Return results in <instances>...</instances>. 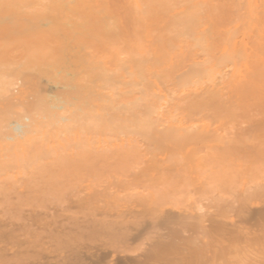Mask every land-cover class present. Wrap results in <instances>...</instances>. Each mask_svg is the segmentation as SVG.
Segmentation results:
<instances>
[{
    "label": "rangeland",
    "instance_id": "374dc122",
    "mask_svg": "<svg viewBox=\"0 0 264 264\" xmlns=\"http://www.w3.org/2000/svg\"><path fill=\"white\" fill-rule=\"evenodd\" d=\"M11 37L6 35L0 39V77L2 84H4V86L0 84V87L9 88V83L14 80L13 76L21 72L23 65L22 62L18 63V59H20L18 56H22L24 51L34 53L39 57L35 61L44 64L43 68L31 64L30 67L28 62L26 63L29 66L28 71L37 73L41 71L42 75L47 77L48 80L36 77L42 84L49 81L54 82L50 84L56 85L65 82V79L62 78L63 75L57 73L56 67L55 70L52 69L53 72H45L47 60L44 58L48 57L45 54L37 53L44 45L43 42L24 43L25 41L18 39L23 44L16 46L11 44ZM77 41L87 45L86 39L85 41L79 39ZM30 46L40 47L29 48ZM11 49L14 55L9 58L7 55ZM20 53L22 54L20 55ZM14 58H18L15 59V63H17L15 65H13ZM66 58L65 64L62 61V67L70 62L69 58ZM52 61L54 62L55 59ZM3 73L8 74L4 76ZM10 74L13 75L10 76ZM15 78H17L16 81L23 82L25 76L19 77L22 81L18 77ZM31 79L34 80L35 78ZM101 83L103 82L101 81ZM33 84L35 86V83ZM32 85L29 83L27 87H32ZM16 87L13 88L17 92L21 89L23 92L21 90L20 93L25 92L23 89L25 87H21V89ZM13 88H10L11 92H13ZM27 89L30 90L31 88ZM57 89L48 91V95L45 96L51 98L64 93L57 91ZM3 90L9 92V90ZM3 90L0 91V134L4 135L0 136V139L8 138L10 141L12 140L9 143H12V137L26 129V126H22L21 130L16 131L15 128L19 125L17 123L23 121L24 124L25 121L21 119L23 117V119H27L26 122L29 120L26 116L37 111L38 102L41 100L40 96L42 97L43 94L40 95L41 91L40 93L38 91L33 93V90V92L27 90L33 93L30 94L31 97L32 95H40L38 101L35 99L37 105H33L35 103L30 105V102L23 100L25 93L19 96L14 90V95L16 94L17 98L18 96L22 98L20 103H14V100V104L9 107V100L7 99H9L8 96L11 92L10 94L6 92L8 93L6 97L3 95L6 94L3 93ZM47 93L44 92V94ZM49 93L55 95L50 96ZM14 95H10L11 99ZM30 100L34 102L33 98ZM247 102L248 100L237 101L232 105L219 104L208 107L202 113V123L192 124L194 132L191 136H183L178 132L167 136L152 135L144 141L147 147L141 148V151L134 156L132 153L126 154V156H123V153L120 155L121 151L118 153L119 148L120 150L124 149L123 146H119L124 136L120 135L121 138L117 140L113 138L106 130L107 123L104 122L103 124L102 120H99L100 118L93 121L100 126L99 128L98 126L95 127L94 124L92 125L91 122V133L98 132V136L100 133L102 138L105 137L110 141H103L104 138L101 139L100 136L95 137L101 139V142L99 141L101 145L106 147L109 145L108 148L100 147L101 145L97 143L98 140L94 136L90 137L91 140L88 139V141L90 140L89 144L94 146V143H97L95 147L101 148L94 153L90 151L99 148L86 146L88 142L84 140V137L89 138L90 130L85 132L82 123L69 121L68 129L62 130L66 134L70 131L71 134L68 133L70 135L68 136L72 138L78 133V130L81 131L80 134L78 133V137L82 136L80 139L85 142L78 140L82 142V145L84 142L86 149L92 148L91 150L85 149L87 153L90 152L87 154L82 149L84 147H80L81 144L78 145L79 141L75 139L78 141L77 144L73 140L72 143L74 144L72 145L77 148L76 151L84 150L79 155L81 157L74 160L69 158H74L80 151L76 152L77 155L72 156V150H67L71 154L70 156L67 151L61 150L59 153L61 155L65 153V158L58 155L59 153L55 156L52 154V157L51 154L44 153V161L43 154H40L39 157L37 154L34 159L32 157L34 155L29 157L30 154L26 155L28 151H21L22 148L20 153L18 150V152H13L15 148L7 143V139H4L6 143L0 141L5 146L11 145L8 147L13 148L12 152L14 153L9 154V157L7 155L8 159L6 160L8 162L5 159L2 161V157H0V163L6 166L4 169L0 164L2 168L0 171L2 170V174L5 172L3 176H7L5 170L11 168V173H16L18 168L17 175H20V172L23 175V169L29 171V166L31 170L29 173H33L34 167L32 168V165L34 163H29L31 162L30 159H33L34 162L37 158H41L42 160L38 159L37 161L47 162L49 156L51 161L48 163H52L49 164L50 169L56 170L55 168L58 167V164L54 162H59L62 169H57V172L53 169L51 172L49 169L48 176L51 175L55 177L54 179H58L53 181L51 177L49 179L51 182L43 181V184L39 181L41 186L36 183L38 186L33 190L29 189L35 184L31 183V179L30 182L27 180L26 182L25 177L23 181L20 180L21 178L19 181L16 179V181L14 180L16 183L9 180L8 176L7 179L4 177L3 180L0 179V243L4 247L0 245V264H264V100H249ZM16 104L17 110H15ZM28 104L33 105L32 108ZM22 105L23 107L28 105L31 109L36 107V109H28L29 111H27L24 108L26 111H22ZM56 105L60 106L63 103L57 102ZM14 110L18 112H14ZM25 114L27 115L25 116ZM16 117L19 118L16 119L17 125L15 124ZM29 122L31 120L28 121V124ZM52 123L54 122H44V125L55 127V124ZM67 123L68 121L56 123L60 129H56L59 126L53 128L55 129L53 134L59 130L63 135L61 129L62 127L65 128L64 124ZM44 125L39 129L40 131L44 127L48 128ZM103 127L106 131L101 129ZM12 129L14 133L17 132L14 136ZM73 129H76V132ZM51 130L52 128L48 131L51 133ZM10 131L12 136L9 137ZM82 131H84L83 134ZM73 132L76 134L73 135ZM107 132L109 134L104 136V133ZM34 133L36 137L37 133ZM40 134L42 135V132ZM53 134L52 136H54ZM92 134L90 135L92 136ZM49 135L46 133L44 136H37L36 138L45 137L48 141L54 140V137L51 139ZM59 137L62 136L59 134ZM112 139L116 140V147L118 143L117 148L115 145V148L111 145V142H114ZM127 141L123 140L126 145L130 142ZM134 142H137L136 139H133ZM145 143L142 142L143 145ZM33 144L36 146L38 143L35 145L33 142ZM125 144L123 143V145ZM6 149L8 150V148ZM6 149H2L3 153L5 152L4 154L1 152L3 155H6ZM105 149L107 155L104 152ZM7 152L10 153L9 150ZM83 152L85 156L86 154L88 156L83 158ZM17 154L22 157L28 156L25 160L26 156L23 159L21 156L19 157L21 158L19 165L23 164L20 167H18V161L15 158ZM110 154L114 155V159ZM57 155L60 156V159L57 158ZM66 155L70 157L68 156V158ZM108 155H110L109 161L106 157ZM172 155L179 158L180 161L182 160V163L177 166L173 165L171 162ZM116 156L118 157L115 158ZM122 156L125 157V161ZM10 157H14L13 159L16 161L13 162L14 160H11ZM110 157L117 163L113 162ZM66 158L73 163L67 161ZM78 159H85L86 162H81L83 163L81 165V160ZM22 161L23 163H21ZM197 161L199 164V161L202 162V168ZM150 162L152 163L150 164ZM24 163L26 165L29 163V166L26 167ZM54 164H57V167ZM125 164L131 168H126ZM9 165H12L11 168ZM37 165L33 166L37 168ZM45 166L49 167L47 163ZM20 168H22L21 171ZM35 174L37 175L36 171ZM29 175L32 176L33 174ZM27 177L29 178L28 175ZM37 178L34 181L38 182L39 178ZM9 187L12 188L11 191L13 192L10 191ZM4 188L9 189V191H5ZM3 190L5 192L1 193Z\"/></svg>",
    "mask_w": 264,
    "mask_h": 264
},
{
    "label": "bare ground",
    "instance_id": "6f19581e",
    "mask_svg": "<svg viewBox=\"0 0 264 264\" xmlns=\"http://www.w3.org/2000/svg\"><path fill=\"white\" fill-rule=\"evenodd\" d=\"M6 35L12 36L11 44L16 46L23 44V42L19 41H25L24 43L43 42L44 45L40 48V52L37 53L45 54L49 58H44V60H47L45 72H53L56 67L58 69L57 73L63 75L62 78L65 79V82L56 85L50 84L54 82L49 81L47 83L44 82V85L39 79L37 80L39 77L41 79H47V77L42 75L41 71L38 73L28 71L31 65H38L44 68L43 63L35 61L39 57L32 52L24 51L22 56H18L20 59H13H18V63L22 62L23 65L21 72H19L21 74L18 73L19 76L18 74L14 76L20 80L23 75L25 79L23 82H19L13 76L14 80L8 85L10 87H0V91L6 89L9 90V92H6L10 94V90L13 87L17 86L16 88L18 89L25 87L23 88L25 95L20 93L22 89L19 92L15 88L13 89L16 90L17 95L25 96L23 100L30 102V105L33 103H35L33 105H37L36 102L39 100V96L42 94L43 96H40L41 100L38 102L37 111L32 112L33 114H25L29 119L28 121L31 120L29 124L28 121L26 122V118H21L22 114L19 117L25 121L24 124L27 123L26 125L20 120L17 123L16 119L19 118H15V124H19L18 127L16 126L17 124L15 125L17 127H14L15 130H21L22 126H26V129L23 128L24 131H21L18 135L12 129L13 136L14 134L16 135L12 137V143H9L12 140L10 141L8 138L0 139V141L7 139V143L15 148L13 151V148L8 147H11V145L7 144L6 147L3 144L6 141L0 142L5 146L0 148L2 161L5 159L8 162L6 159H8L9 154L18 151V153L28 151L25 154H30L29 157L34 155L32 156L34 159L37 154H39L38 157L43 154V157L44 153H48L52 157V154L55 156L61 150L64 152L72 150V156H75L77 155L76 152L80 151L74 158L70 157L71 154L67 151L70 154V156L68 155L70 158L66 156L74 160L86 149L84 146L86 140L88 142L86 146H91L92 148L97 143L101 145V139L104 138L103 141L107 140L105 137L102 138L100 133L101 139H96L98 132L93 133L94 135L91 133V122L96 127L98 125L93 123V121L99 118L103 124L104 122L105 124L107 123V129H105L109 131L113 138L117 140L121 138L120 135L125 137L121 140L122 143H119V146H123L124 149L120 150L119 148L118 153L121 151L119 154L123 153V156L132 153L134 156V154L137 155L141 151V148L147 147L144 141L152 135L167 136L178 132L183 136H191L194 132L192 124L202 123V113L208 107L219 104L232 105L237 103V101L264 100V0H0V39ZM78 39L83 41L86 39L87 45H83L77 41ZM38 47L30 46L29 48ZM11 55H14L12 49L7 56L11 58ZM66 57L69 58L70 62L62 67V61L65 64ZM52 59H55V61L53 62ZM15 62L16 60L13 65L17 64ZM8 73L3 74L5 76ZM12 75L10 74V76ZM6 77L8 79L7 75ZM31 78L36 80L34 79V81ZM1 79L0 77V84L4 86ZM26 83L28 84L24 86ZM29 83L31 85L35 83V86L33 84L32 87H27ZM27 88L31 89L28 90ZM57 88L61 89L58 90ZM26 89L30 92L33 90V93L35 91H38V93L41 91V93L36 95L38 97L34 95L31 97L30 94L33 93L28 92ZM54 89L64 93L61 94L60 92V96L49 93L50 96L52 94L55 95L51 98L45 96L48 95V91ZM14 90L11 92L13 95ZM6 92L3 90V93ZM44 92L47 94H44ZM8 93L3 95L7 97ZM10 95L8 96L9 99H7L9 100V107L16 102L20 103L22 97L19 98L18 96L17 98L15 94L16 101L15 95L12 96L13 99H11ZM5 96L4 99L6 98ZM27 97L29 98L26 99ZM32 98L34 102H31L30 99ZM35 99H37L36 102ZM57 102L63 103V105L57 106ZM17 104L15 110H17ZM28 105H25L26 107H23L22 111H29L28 109L33 106L29 105L30 108ZM33 109L35 110L36 107ZM15 110L14 112H18ZM63 121H68V123L64 124L65 128L61 124V131L68 129L69 121H73V123H82L83 130L85 132L90 130L92 136L89 134V138L84 137V141L80 139L82 136L78 137V133L80 134L81 132L79 130L77 134L72 133L77 135H72L74 138L69 137V134H71L69 130L67 134L62 131L64 134L61 135L59 130L53 134L55 130L53 128L59 126L56 123H63ZM44 122H54L52 124H55V127L45 124L48 128L44 127L40 131L39 129L43 127ZM102 123L101 125L104 126ZM49 127L52 128L51 133L48 131L51 129ZM56 129H60V126ZM101 129L104 130V127ZM74 130L76 132V129ZM11 131L8 135L9 137L12 136ZM37 131L42 132L43 136L46 133L47 135L50 134V138L54 137L56 142L54 140L48 141L45 137L36 138L37 136H42ZM34 132L37 133L36 137ZM109 133H104V136ZM59 134L63 138L59 137ZM3 135L0 134V136ZM93 136L98 140V142L96 141L97 143H94V146L89 144ZM36 139L38 141H35ZM75 139L84 141L83 145L79 140L78 144ZM88 139L90 140L88 141ZM133 139H136L137 142L133 143ZM73 140L74 143L81 144L80 147H84L82 148L84 150L76 151L77 148L72 145L74 144L72 143ZM116 140L113 143L111 142L113 147L114 145L116 147ZM123 140L130 142L126 145ZM107 141H110V139ZM33 142H35V145L38 144L34 146ZM142 142L145 144L143 145ZM111 145L110 147H112ZM108 146L101 145L100 147L108 148ZM100 147H95L99 149H93L90 152L99 151ZM4 148H8L10 153L6 149V155H3L5 153H3ZM92 148L88 147L89 150ZM73 149H75L74 152ZM86 150L85 153H87ZM106 151L105 149L104 152ZM64 154L61 155L59 153L58 155L65 158ZM87 154L86 156H88ZM58 155L57 158L60 159ZM110 155L112 156V154ZM110 155L106 157L108 158ZM20 156L19 154L15 156L18 165L21 160ZM25 156H21L22 159ZM50 156L47 162H44V157V161H40L42 159L36 157L37 160L40 159L39 162L37 160L33 162V159H30L31 162L29 163L38 164L37 168L31 164L32 168L34 167L33 173H29L31 171L29 163L27 165L24 163L26 167L29 166V171L28 169L26 171L23 169L26 172L22 171L23 175L21 172L20 175H17V166L15 167V170L17 168L16 173L10 172L13 164L9 165L11 169L5 170L6 174H8L7 176L11 181H16V179L19 181L20 178L23 181L25 177L27 178H24L25 181L30 182L32 180L31 183H37L40 186L41 183L51 182L49 180L51 177V180L56 181L58 178L54 179L55 177L48 176L50 173L49 164H52L51 162L48 163L51 161ZM84 156L83 152L82 157L84 158ZM135 157L138 158V156ZM13 158L11 160H14ZM26 158L28 156L24 160ZM57 158L54 157V159ZM68 158H66L67 161L72 162ZM124 158L123 160L125 161ZM78 160H81L80 163L85 161V159ZM111 160L110 162L113 161ZM107 161H109V158ZM201 161H199L200 164L198 161L197 163L202 168ZM113 162L117 163V161ZM171 162L177 166L182 163V160L180 161L179 158L172 155ZM46 163L49 167L45 166ZM54 163L58 164V167L57 164H54L57 167L55 169L60 170V163ZM126 164L125 167L129 165V163ZM1 165L5 166L4 164ZM131 166L126 168H131ZM5 167L4 169H6ZM52 169H50L51 172L54 170ZM56 170L54 171L57 172L58 170ZM8 171L10 173H7ZM1 174L2 170L0 171ZM4 174L5 172L0 176V179L3 180V177L7 179V176H3ZM29 174L36 175L39 178L38 182L34 181L37 178L36 176ZM14 176L22 177L14 178ZM46 177L48 178L47 181ZM35 184L29 189H35L38 186L37 184L35 186ZM1 186H4V184H1ZM4 189L9 191L10 187L9 189ZM5 191L3 190L1 193ZM40 244L42 245V243ZM29 246H31L30 243Z\"/></svg>",
    "mask_w": 264,
    "mask_h": 264
}]
</instances>
